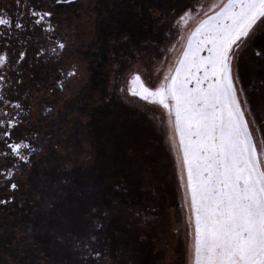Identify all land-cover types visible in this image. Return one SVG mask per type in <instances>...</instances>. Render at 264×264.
<instances>
[{
	"label": "snow or ice",
	"instance_id": "snow-or-ice-1",
	"mask_svg": "<svg viewBox=\"0 0 264 264\" xmlns=\"http://www.w3.org/2000/svg\"><path fill=\"white\" fill-rule=\"evenodd\" d=\"M75 3H0V264H138L159 215L146 199L157 176L151 143L127 140L119 163L84 177L71 162L45 166L69 160L58 155L57 109L39 106L32 125L31 106L19 97L33 88L37 99L55 97L69 78H82L74 63L36 82L37 70L61 61L68 46L56 34L57 6ZM143 9L167 18L164 3L141 0L138 15ZM194 16L186 36L180 29L175 62H159L163 76L150 85L133 71L127 91L162 109L182 201L171 214L184 212L190 237L186 264H264V0H188L172 20L186 27ZM120 42L134 46L124 32L112 47ZM141 190L145 200L134 203Z\"/></svg>",
	"mask_w": 264,
	"mask_h": 264
},
{
	"label": "rangeland",
	"instance_id": "rangeland-1",
	"mask_svg": "<svg viewBox=\"0 0 264 264\" xmlns=\"http://www.w3.org/2000/svg\"><path fill=\"white\" fill-rule=\"evenodd\" d=\"M105 2L107 0H78L76 8L72 7L67 12L69 19L70 16L73 18L74 28L71 38L63 35V37L68 38L69 46L61 60L68 65L67 68L71 66L72 61L79 64L82 78H69L64 92L57 93L58 98L61 99L59 103H62L63 100H72L77 95L76 103L83 110H71L69 109L71 106L68 105L65 116L62 112L63 118L59 119L62 129L58 134L63 141V146L58 155L67 156L69 160H57L55 164L56 167L62 168L64 164L71 162L77 177H84L90 172L104 170L109 162L119 163L126 151L124 144L127 140H134L141 146L151 143L153 156L158 158L155 183H159L164 195L163 205L161 204L157 222L155 221L161 228V232L155 231V228L151 229L150 237H146L137 249L136 260L138 264H186L190 237H187V230L184 226V212L180 211L178 217L171 214L173 208H180L182 201L177 181L173 177L174 155L168 149L167 136L164 132L165 126L161 123L162 109L158 105L148 104L133 96L127 91V88L130 73L133 71H139L142 78L150 85L162 77L163 71H156L160 68L159 62L163 60L165 67L175 62V58L182 51V42L178 39L180 29L183 28V34L186 36L199 17L190 18L186 27L177 26L173 22L172 17L175 12H179L188 0H175L173 7L168 6L167 10L170 12L168 11L167 18L162 21L157 20L156 16L146 9L145 13L149 18L148 23L153 22L157 26H162L165 21H170V29L164 33L160 41L154 43L150 41L151 38H145L146 35L143 37L145 39H140L137 33L132 34L130 39L134 41V46L129 47L126 43L120 42L123 43V46L118 49V56L113 54L114 39L117 41L121 32L128 34L127 24H129L126 21L122 23L120 21L121 16L126 10L132 19L141 22L138 13H135L132 6L134 3L141 4V0H114L117 2V8L115 6L114 10L112 9L111 15L114 17L107 21L108 25H103L101 23L103 18L100 19L111 10V6ZM153 2H160L165 5L168 3L169 5L172 0H153ZM204 2L207 4L210 0H204ZM57 7L56 20L58 21L61 11L59 6ZM115 20L121 22L122 27L120 29L122 31L115 28L116 24L118 26ZM68 23H70L69 20ZM112 25L115 26L111 29ZM58 26L59 33L63 34L64 24ZM147 28H150L148 24L138 30L139 34H142V31L147 30ZM99 31L105 38L103 40L104 54L107 56L103 59L107 68H102L104 74L107 70V73L103 74L106 82L102 84L90 80V77L95 74L99 75L101 70V65L98 68L93 65V61L96 59V57L94 59L93 52H98V50L100 52L101 50ZM78 45H81L80 58L78 54L73 52V47ZM173 45H175V50H171ZM163 49H168V51L166 53L161 52ZM96 61L99 63V60L96 59ZM121 88L124 89L123 92L120 91ZM107 94L108 97L111 95L108 101L109 107H100V100ZM53 106L56 107L59 116L58 110L61 108V104L57 102L56 104L53 103ZM96 108L97 113L95 112ZM36 111L35 109L34 112L36 113ZM126 114L127 117L124 121L123 116ZM121 121L125 123H121ZM49 122H51V118H49ZM52 128L57 131L54 125ZM52 139L55 140V136ZM151 198L158 201L161 196L157 192L146 199ZM143 199H145L143 190L138 191L134 203L141 202ZM156 223L155 225H157ZM177 227L181 229L179 233L175 231Z\"/></svg>",
	"mask_w": 264,
	"mask_h": 264
},
{
	"label": "flooded vegetation",
	"instance_id": "flooded-vegetation-1",
	"mask_svg": "<svg viewBox=\"0 0 264 264\" xmlns=\"http://www.w3.org/2000/svg\"><path fill=\"white\" fill-rule=\"evenodd\" d=\"M33 2H34V4L37 6V7H44V8H47V7H50V6H52L53 5V0H33ZM162 2V1H161ZM173 2H174V4H175V0H172V2H171V4H169L168 5V3H166V6H167V8H168V6H170V8L171 7H173ZM0 3H2V4H4V5H8V4H11L12 3V0H0ZM77 4H78V0H76V3L73 5V6H59V8H60V13H59V17H60V19L57 21L56 19L53 21V23H57L58 22V25H62V24H64V31H63V34H60L59 33V31H58V29H59V26H58V29H57V36L59 37V38H61V39H64V40H66L67 42H68V38H65V37H63V35L64 36H67V37H69V38H71V34H72V30H73V28H74V24H73V18L70 16V19H69V15H68V11L73 7V8H76V6H77ZM172 10V9H171ZM145 11H146V9H144L143 10V12H144V14L143 15H140L138 18L141 20V22H137V23H135L134 24V26L132 25V24H127L128 26H127V28L130 26V27H132L133 26V28L132 29H128V36H129V38H130V36L133 34V35H135L136 33H137V35L139 36V38L141 39V38H143L145 35H146V37L145 38H151V42H155V41H160L161 39H162V36L164 35V33H166V31H168V29H170V21L168 22H166L165 21V23L161 26V25H156L155 23H153V22H149L148 23V20H149V18L147 17V13H145ZM168 11L169 10H167V14H168ZM173 11V10H172ZM71 12L72 13H74V11H72L71 10ZM170 12V11H169ZM174 12V11H173ZM64 17H66L65 19H64ZM67 19V20H66ZM68 20L70 21V23H68ZM137 21V20H136ZM138 24H141V26L140 27H144L145 25H147L148 24V26L150 27V28H147V30H144V31H142L143 33L142 34H139V32H138ZM153 29H156V30H153ZM130 30V31H129ZM149 30H151V31H149ZM147 35H148V37H147ZM150 36V37H149ZM63 37V38H62ZM145 38H143V39H145ZM114 41L116 42V39H114ZM114 42V43H115ZM121 44H123V43H121ZM68 46H69V44H68ZM68 46H67V48H68ZM97 46V45H96ZM67 48L63 51V53H62V56L61 57H63V56H65V54H66V52H67ZM80 48H81V45H78L77 47H73V52L74 53H76V54H78L79 55V58H80V53H82L81 51H80ZM119 48H121V46H117V47H115L114 48V55L116 54V55H118L119 56V54H117V52L119 53V51H118V49ZM65 53V54H64ZM82 55V54H81ZM93 56H94V59H95V57H96V59L97 60H99L98 58H99V50H98V52L97 51H95V52H93ZM115 57V56H114ZM95 59V60H96ZM95 60L93 61V65L95 66V67H99V63L96 61L95 62ZM95 62V63H94ZM72 64H74L75 63V61H72L71 62ZM71 64V65H72ZM57 67H63V68H65V69H67V67H68V65H66V63L63 61V60H61V61H59V62H55V64L53 63V62H49L48 64H47V66H45V67H42V68H40V69H38L37 70V72H36V76H37V82L39 83L40 82V79L42 78V76L43 75H45V74H47V76L49 77V78H51V77H55L58 73H57V71H56V68ZM110 68V67H109ZM25 75H27V73L25 74ZM91 79V81H94L95 83H99V75H94V76H92V77H90ZM78 89H79V87H78ZM39 96H40V98L39 99H37V90L35 89V88H33V90H32V94H31V96L30 97H25V95L23 94V93H21L20 94V97H19V99H20V101H21V103L22 104H24L25 106H26V110H27V106L28 105H30L31 106V112H32V120H31V124L32 125H36V123H37V112H38V107L39 106H43V105H48V106H52V107H55V106H53V103H57L58 102V104H61V108L58 110V113H59V119H61V118H63V114H62V112H64V116H65V113H66V108L68 107V105L69 106H71L69 109H75V111H81V110H83V108L82 107H79V105H77V100H78V97H77V95L72 99V100H63L62 101V103H59L60 102V100L61 99H59L58 98V93L55 95V97H53V96H51V95H48V94H46V93H40L39 94ZM79 97H80V95H79ZM13 98H14V94H13ZM97 107H98V105H97ZM56 108V107H55ZM62 108H63V110H62ZM37 110L36 111V113L34 112V110ZM4 110V105H0V112H2ZM67 110H68V108H67ZM9 111H13V110H11V109H9ZM96 113H97V108H96V111H95ZM34 114V115H33ZM51 122H48V123H44L43 121L41 122V127H40V131H41V134L43 135V133L45 132V131H48L49 130V124H50ZM53 127V126H52ZM51 127V131H54L53 130V128ZM56 161L57 160H53V163L52 164H54V165H56L55 163H56ZM52 164H49L47 161L45 162V166L46 167H51V165Z\"/></svg>",
	"mask_w": 264,
	"mask_h": 264
},
{
	"label": "trees",
	"instance_id": "trees-1",
	"mask_svg": "<svg viewBox=\"0 0 264 264\" xmlns=\"http://www.w3.org/2000/svg\"><path fill=\"white\" fill-rule=\"evenodd\" d=\"M136 2V1H135ZM109 4L110 6H111V10H109L110 12L107 14V15H105V16H103V17H100V19L101 18H103V22H101L103 25L104 24H106V25H108V23H107V21L108 20H112V19H110L111 17H114V16H112L111 14L113 13V11H112V9L114 10V7L116 6V8H117V2H114V0H107V2H105V4ZM140 4H136V3H134L132 6H133V8H134V10H135V13H137V8H138V6H139ZM135 6V7H134ZM115 8V9H116ZM144 10V9H143ZM116 11V10H115ZM117 12V11H116ZM128 15V16H127ZM131 15L128 13V11H126L125 10V12H123V14H122V16H121V22L123 23L124 21H126L127 23H129V24H132L133 26H134V24L135 23H137L136 22V19H132L131 17H130ZM140 16V15H139ZM117 23H118V26H117V24H116V26L115 25H112L111 26V29H112V27L113 26H115V28H117L118 30L122 27V24H121V22L119 21V20H115ZM133 26L132 27H128V29H132L133 28ZM138 26V29L137 30H140L142 27H140L141 26V24H138L137 25ZM120 31H122L121 29H120ZM99 37H100V39H99V41H100V52H99V65H101V70H100V72H99V82H101V84L102 83H105L106 81H105V79L103 78V72L104 71H102V68H107V66H105V64H106V62H103V59H105V57H107L106 56V54H104V51H105V47H104V43H103V40L105 39L104 37H102V34H101V31H99ZM99 46V45H98ZM103 65V66H102ZM107 73V70H105V74ZM104 74V75H105ZM100 75H102V76H100ZM109 98H111V95H109V97H108V94H107V96L105 97V96H103V99L102 100H100V103L101 104H99L100 105V107H109ZM108 109V108H107ZM105 114L107 115V113L105 112ZM122 117V116H121ZM124 118H123V120L125 121V118L127 117V114L125 115V116H123ZM122 120V119H121ZM121 123H125V122H123V121H121ZM159 193V195L161 196V198H159L160 200H158V201H156L154 198H151V199H147L148 200V202H155V204L159 207V209L161 208V204L163 205V201H164V199H163V193H162V190H161V186L159 185V183L158 184H156L155 183V189H154V193ZM165 198V197H164ZM145 199H143L142 201H144ZM141 201V202H142ZM161 201V202H160ZM156 222H157V218H156ZM155 222V223H156ZM155 223H154V225H155ZM157 225H153V228L152 229H154L155 231H159V232H161V228H159V225H158V223H156Z\"/></svg>",
	"mask_w": 264,
	"mask_h": 264
}]
</instances>
